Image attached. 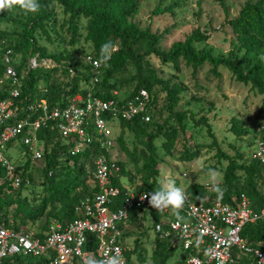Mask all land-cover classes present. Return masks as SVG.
Returning a JSON list of instances; mask_svg holds the SVG:
<instances>
[{
    "label": "trees",
    "instance_id": "obj_1",
    "mask_svg": "<svg viewBox=\"0 0 264 264\" xmlns=\"http://www.w3.org/2000/svg\"><path fill=\"white\" fill-rule=\"evenodd\" d=\"M52 1H55L68 16L67 22L63 21L61 26H67L65 30L71 34L70 44H74L76 40L78 19L83 18L87 21L84 41L91 45L92 51L80 56L69 52L64 39L55 30L56 20ZM143 1L145 0H39L40 10L35 16H27L25 20L12 17L9 11L0 12V42L5 40L14 52L20 55V64L16 70L23 84L22 94L25 96L30 94L32 97L44 95L51 107H63L67 99L74 95L85 97L90 93L105 100L112 98V93L117 91L114 82H112L113 76L122 73L130 64L137 69L133 77L136 86L124 96V99L127 100L136 95L140 89L146 90L150 97V115L153 117L157 112V100L154 95H151V92L155 86L161 88L167 99L165 107L174 124L167 125L163 132L158 130L160 128L157 125V131L151 132L155 130L150 128L152 120L148 124L139 119L132 122L120 120L118 123L121 130L115 138L114 148L115 150L118 146L130 161V163L119 161L115 156L121 171L120 178L116 179L114 185L123 188L125 184H122L120 180H125L126 184L136 192H153L160 187L156 178V161L153 152L155 148L153 143L159 136L164 138L161 147L166 155L172 157L179 154V157H175L179 159L178 161L190 162L199 157L201 146L193 143L191 147L187 148L184 143L180 149H177L179 133L180 131L184 133L185 123L192 120L195 127L204 125L207 127L209 135L213 137V134L205 118L194 120V114L190 112L175 111L181 101L180 95L186 88L181 84L160 79L154 70L148 68L149 65L145 58L154 56L161 63L170 64L176 70H179L181 63H184L191 68L194 76L205 67L209 69V74L215 78H221L220 69L227 71L235 82L249 85L252 91L261 97L258 117L264 120V0H248L235 19L224 22L222 26L228 28L232 34V48L226 55H216L211 48L206 46L198 48L205 44L209 38L199 30L191 32L183 41L173 43L168 50L161 49V40L168 31L152 33L149 29L139 28L131 21ZM179 7L180 1H175L164 7L157 6L150 15L174 17V10ZM50 31L52 34L49 33ZM37 37L44 40L47 45H51L54 51L48 52L46 45H39L36 41ZM107 41H112L116 48L105 63L101 60L100 49L101 45ZM58 46L62 47L61 50H58ZM36 54L42 59L51 60L54 66L27 71L28 59ZM86 55L94 56L101 65V74L96 85H93V79L97 75L91 66L85 63L84 56ZM144 65L147 68H144ZM40 81L43 82V87L41 89L34 87V85H39ZM42 90H46V93H42ZM119 98L121 97L119 96ZM124 128L130 131L134 138L145 139L142 142L146 147V152H142V157L137 156L135 150H128L123 138ZM229 131L235 138L233 143L228 144L230 151L233 152L232 156L222 151L215 139L208 146L215 148V158L218 161L226 162L223 179L219 184L220 190L216 191L211 188V192H208L207 188L191 186L186 194L193 203H207L216 200L232 206H235L240 198L244 197L253 210H261L264 208V165L253 159L249 163L243 162V156L235 144L249 135L248 128L242 126L236 118H232ZM191 137L187 139H191ZM37 138L42 141L41 159L35 162L27 159L20 166V169L24 171L23 176L28 177L31 185L13 189L6 184H0V222L10 221L17 229L31 230L26 222H37L44 219L38 230L35 231L38 236L42 237L53 220L68 223L76 219L74 208L82 199L96 192L89 171L93 168L94 158L101 151L99 145L94 142L90 149L82 155L70 156L67 154L70 145L68 146L65 140L55 132L40 130L37 133ZM23 149L27 151L26 147ZM175 150L176 152H174ZM140 159L143 163L138 166ZM131 168L135 169L137 177ZM35 171L40 173L42 179L39 182L40 193L37 192L38 194L35 192V178L33 177ZM70 176L73 178L70 185L60 187ZM136 180H138L137 183ZM23 189L27 190L28 195L26 192V195L22 196ZM60 192L63 193L61 197L58 196ZM4 194H14V200L8 204L3 203ZM30 194L33 197L29 198ZM28 200H39V204L23 214L20 208L27 204ZM15 203L14 212L10 213L9 209ZM120 205L121 200L116 199L112 208L116 209ZM50 206L51 208H49ZM145 214H148L152 219L153 229L161 220L173 219L176 216L174 211L165 214L147 207L132 210L126 223L120 225L122 244L126 248L124 255L128 264H133L132 257L135 249L126 244L125 229L128 223L137 225ZM241 237L248 245L255 247L257 242L264 240V221L245 225ZM172 243L171 239L162 240L155 236L152 264H167L181 247V243L178 242L172 249ZM90 248L92 250L95 248L93 240H91ZM253 260L251 255L234 251L233 264H252ZM46 263L47 259L43 257L23 256H14L4 262V264Z\"/></svg>",
    "mask_w": 264,
    "mask_h": 264
},
{
    "label": "built area",
    "instance_id": "obj_2",
    "mask_svg": "<svg viewBox=\"0 0 264 264\" xmlns=\"http://www.w3.org/2000/svg\"><path fill=\"white\" fill-rule=\"evenodd\" d=\"M84 61L96 73L93 85L99 82V61L92 55ZM20 55L9 44L0 42V184L13 189L31 185L20 166L27 159L40 160L43 153L42 141L37 138L40 130L55 132L69 146L67 154L82 155L96 142L101 153L94 158L89 171L96 192L82 199L74 208L77 218L61 223L53 220L38 236L32 230L15 228L12 222H0V264L14 256L46 258V264H84L87 255L97 259L118 250L123 264H128L124 255L120 225L128 220L132 210L152 208L148 199H142L147 192H136L133 188L114 185L120 177V166L114 156L115 137L111 124L120 120L132 122L139 119L151 122L150 97L140 89L129 99L119 98L117 91L112 98L87 94L74 95L63 107L49 106L44 95L32 97L22 94L23 84L16 67ZM51 68L53 62L42 59L38 54L26 63L27 71L37 68ZM43 84L34 85L41 89ZM46 93V90H42ZM112 122V123H111ZM27 148V151L23 149ZM10 150L19 152L23 163L13 161ZM252 159L264 165V139L256 143ZM51 175V172H49ZM122 184V180H120ZM208 192L211 189L208 188ZM116 199L120 207L113 209ZM173 219H163L154 227L159 239H171V248L181 243L182 258L179 264H233L234 251L253 256L252 264H264V240L255 247L248 245L241 237L243 227L264 221V208L258 211L250 207L244 197L235 206L216 200L193 203L187 200ZM185 218H184V217ZM91 240L95 248H90Z\"/></svg>",
    "mask_w": 264,
    "mask_h": 264
},
{
    "label": "rangeland",
    "instance_id": "obj_3",
    "mask_svg": "<svg viewBox=\"0 0 264 264\" xmlns=\"http://www.w3.org/2000/svg\"><path fill=\"white\" fill-rule=\"evenodd\" d=\"M175 1H180V7L174 10V17L169 15H150L151 11L157 6L164 7ZM247 1L145 0L140 4L131 21L139 28L149 29L152 33H165L168 31L161 40V49L168 50L173 43L183 41L191 32L199 30L201 33L208 35L209 38L205 44L200 45L198 48L206 46L207 48H211L216 55H226L232 48V34L228 28L222 25L226 20L235 19ZM52 6L56 20L55 30L64 39L69 52L75 56H80L81 54L92 51L91 45L84 41L87 21L83 18L78 19L76 23V40L74 44H70L71 34L66 32V25L64 27L61 26L63 21L67 22L68 16L64 14L62 8L55 1H52ZM9 13L14 18L24 20L27 16L33 17L36 15V13H26L21 9H13ZM49 33L52 34L51 31ZM36 41L39 45H46L48 52L54 51L53 47L47 45L44 40L37 37ZM58 47V50H61L62 47ZM145 61L149 65L148 68L154 70L160 79L181 84L186 88L180 95L181 101L175 111L179 113L190 112L194 114V120L205 118L213 134V137L210 136L207 132V127L204 125L195 127L192 120H188L185 123L184 133L182 131L179 133L177 149H180L184 143L187 148L191 147L193 143L201 146L199 157L190 162L178 161L179 159L175 157H179V154L172 157L166 155L161 147L164 138L159 136L153 143L155 147L153 152L156 161V178L159 185L161 180L167 176L174 179L176 185L182 187L185 192L191 186H198L201 189L207 188L208 190V188H212L207 175L209 169H215L217 171L220 184L223 179L226 162L223 160L218 161L215 158V148L208 146L215 139L222 151L227 152L231 156L233 155V152L228 147V144L233 143L235 140L229 131L230 120L232 118H236L242 126L248 128L250 131L248 136L240 139L235 144L239 149V153L243 156V162L249 163L252 160V153L255 150L256 143L264 136V120L258 117L261 97L252 91L249 85L235 82L230 73L223 69L219 70L221 78L211 76L207 67L194 76L191 68L184 63H181L179 70H176L170 64L161 63L154 56L146 57ZM144 68H147V66L144 65ZM136 71V67L130 64L122 73L113 76L112 82H114L115 89L121 98L130 93L136 86V81H133ZM41 84H43L42 81H40L39 85L41 86ZM151 95L156 97L157 112L154 113L152 124L150 125V128H154L155 130L151 131L150 129V131L156 132L158 125L160 128L158 130L163 132L166 130L167 125L174 124L170 119V113L165 107L167 103L166 95L158 86L153 87ZM111 128L113 130V136L117 138L121 130L119 123L114 122L111 124ZM124 129L123 138L128 150H135L137 156L142 157V152H146V147L142 142L145 139L134 138L130 131L126 128ZM189 137L191 139H187ZM9 152L13 161L20 160L21 163L24 162L19 152L14 150H10ZM114 156L119 161L130 163L129 159L118 146L114 151ZM142 163V159H140L138 166H141ZM131 170L137 177L138 174L135 172V169L131 168ZM35 172L33 176L35 178V192L40 193L39 182L42 179L40 173ZM72 179L70 176L60 187H68ZM122 182L125 186H128L125 180H122ZM137 182L138 180H136ZM22 191V196H25L27 190L23 189ZM33 194L35 193L33 192ZM62 195L63 193L60 192L58 196L61 197ZM14 197V194H4L2 198L3 203H10L14 200ZM31 197H33L32 194H30L29 198ZM38 204L39 200H28L27 204H24L20 209L24 214L32 208H35ZM14 206L16 207V203L9 209L10 213L14 212ZM10 213L9 216H11ZM43 221L44 219L37 222L29 221L26 222V225L35 232ZM125 232L127 233L126 244L130 248L135 249L132 257L133 264H152L155 234L153 221L148 214L141 217L137 225L128 223ZM181 258L182 252L178 250L167 264H178Z\"/></svg>",
    "mask_w": 264,
    "mask_h": 264
},
{
    "label": "clouds",
    "instance_id": "obj_4",
    "mask_svg": "<svg viewBox=\"0 0 264 264\" xmlns=\"http://www.w3.org/2000/svg\"><path fill=\"white\" fill-rule=\"evenodd\" d=\"M19 8L26 13H37L41 4L39 0H0V12L12 11ZM116 45L112 41L104 42L101 45V60L105 63L110 59L111 52ZM211 187L219 191L218 173L215 169H209L207 172ZM142 199H148L149 205L158 212L168 209L178 211L183 207L187 200V194L182 187H178L174 179L164 177L160 182V187L151 193H145ZM84 264H123L121 255L117 250L113 255H105L97 259L94 255L89 254L84 259Z\"/></svg>",
    "mask_w": 264,
    "mask_h": 264
}]
</instances>
